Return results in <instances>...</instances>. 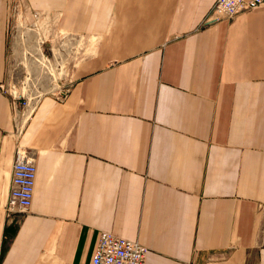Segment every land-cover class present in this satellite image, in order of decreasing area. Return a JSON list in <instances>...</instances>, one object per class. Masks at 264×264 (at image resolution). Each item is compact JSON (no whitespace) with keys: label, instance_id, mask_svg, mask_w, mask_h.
Returning <instances> with one entry per match:
<instances>
[{"label":"crops","instance_id":"crops-1","mask_svg":"<svg viewBox=\"0 0 264 264\" xmlns=\"http://www.w3.org/2000/svg\"><path fill=\"white\" fill-rule=\"evenodd\" d=\"M216 1L21 0L64 34L71 79L47 75L19 133L0 0V264H83L101 232L146 264H264V5L213 23ZM18 148L37 178L9 216Z\"/></svg>","mask_w":264,"mask_h":264},{"label":"built area","instance_id":"built-area-1","mask_svg":"<svg viewBox=\"0 0 264 264\" xmlns=\"http://www.w3.org/2000/svg\"><path fill=\"white\" fill-rule=\"evenodd\" d=\"M263 3L264 0H219L212 15H218V21L221 18L233 17L242 11L258 9ZM2 89L4 90L5 86ZM14 94L11 93L15 100L23 101L24 95ZM36 178L37 167L34 159L30 153L18 148L13 164L12 188L6 207L9 216H22L30 211ZM148 253L149 250L139 242L101 232L97 236L91 259L83 264H146Z\"/></svg>","mask_w":264,"mask_h":264},{"label":"bare ground","instance_id":"bare-ground-1","mask_svg":"<svg viewBox=\"0 0 264 264\" xmlns=\"http://www.w3.org/2000/svg\"><path fill=\"white\" fill-rule=\"evenodd\" d=\"M218 1L219 0H217V2ZM263 5H264V3L261 6H263ZM261 6H259V7H261ZM213 9H214V7H213ZM248 12H250V11H244V12L242 11L236 15H233V17L221 18L218 21H216V19L218 18V15H216V14L212 15L211 14V17L209 20H210V22H213V23L214 22H220L223 20H230V19H233L234 17H236L237 15H239L241 13H248ZM27 13H30V16H29V14L24 16L19 11L17 13L16 18H17L18 26L20 28L25 26L27 29L26 31L29 32V33H24V42H28V44H27V46L24 45L23 50H24V48H26V49H25V52L23 51V53H24L26 59L31 60V62H32L31 66L36 70H35V72H31V70L29 68H27L28 74H27V77L24 78L25 80L20 83L21 86H18V83H16V85L13 86L12 90L15 93L14 95H17V96L18 95H21V96L24 95L23 101L15 100L13 98V96L10 95L13 98L14 103L17 105V109H18V111L15 115L17 117L16 118V127H17L19 133L22 132V128H23L22 122L24 121V119L27 117L29 112L36 107V103L43 96L46 95V94H44L41 96L40 95L41 93L39 94V91H38L39 87H43L42 81L45 80L47 75H51L50 85H53V88H55V86L57 85L58 79L64 74V69H62L63 66L59 68V72L55 71L54 67L52 66L53 63H51L50 61H49L50 62L49 63L47 58L41 53V51H42L41 50V43L42 42H40V39L50 37L54 33L56 27L53 25V23H50V21L48 20V18L44 14H41L39 12H34V13H36V16H33V14H32L33 12L27 11ZM30 24H31L32 29L30 27ZM50 30H51V32H50ZM40 35H42V36H40ZM36 36L39 37L38 42H37L38 43L37 50H38L39 54H33V53L30 54L28 52L29 48L31 45L35 44V42H36V40L32 41L31 38L34 37L36 39ZM61 36L63 37V35H61ZM40 37H42V38H40ZM65 40H66L65 37H63L62 38V41H63L62 47H60V48L57 47V53H55L56 54V58H55L56 61H58V58L61 57L60 51L63 50V47H65L67 45V43L64 42ZM75 40H79V38L74 39V41ZM26 59H25V61H26ZM38 62L40 63L41 66L39 65ZM29 85L31 86V88H29ZM5 86L8 87V85H5ZM58 87L60 88V86H58ZM50 89H51V87H50ZM31 98H36V99H33L31 101ZM23 102H25V105H23ZM12 178H13V172H12ZM11 188H12V181H11ZM10 191H11V189H10ZM9 196H10V193H9ZM8 200H9V197H8Z\"/></svg>","mask_w":264,"mask_h":264},{"label":"rangeland","instance_id":"rangeland-1","mask_svg":"<svg viewBox=\"0 0 264 264\" xmlns=\"http://www.w3.org/2000/svg\"><path fill=\"white\" fill-rule=\"evenodd\" d=\"M20 1L21 0H14V4L12 6L10 35H9L11 63H10V66H8V76H7L6 81H5L6 83H8V87L3 85V86H5V89L7 91V92L5 91V93H7L8 95H11L10 93L14 92L12 89H13V86L16 85V83H18V86H21L20 82L24 81L25 80L24 78L27 77V73L24 72L23 70L22 71L16 70V66L14 64V59H15L14 56L15 55H13V50H16L19 53V54L16 53V57H18V62H19L20 61L19 55H20V53L22 54L23 51L25 52L26 48H24V50H23V47H24V45L27 46V44H28V42H24V33H29V32L26 31L27 29L25 26L21 27V28L18 26L16 16H17V13L19 11L24 16H26L27 14H29V16H30V13H27L26 9L20 5V3H19ZM251 11H253V10H251ZM212 12H213V9H212L209 16H211ZM32 14H33V16H36V13L33 12ZM41 14H43V13H41ZM30 27H31V24H30ZM31 29H32V27H31ZM56 30L57 29H55L54 33L50 37H46V38L40 37V38H42V39H40V42H42L41 43L42 54L47 58L48 61L53 63L56 67H59L57 64H59V61H61L60 60L61 58L60 59L58 58V61H56V59H55L56 54L55 53H57V47H59V48L62 47V44H63L62 38L64 37V34L63 33L61 34V32H59L58 30L56 31ZM50 32H51V30H50ZM61 35H63V37ZM40 36H42V35H40ZM31 40L35 41L36 39L34 37H32ZM82 44L85 45V43H82ZM75 45L77 47L78 43H76ZM84 52H85V50H84ZM60 53L62 54V50L60 51ZM88 54H90V53L88 52ZM75 56L78 57V54L76 53ZM78 59L79 58L76 59L77 62H78ZM12 66H13L14 70L12 69ZM72 78H73V76H72ZM69 79H71L70 71H68V75L65 78H64V75H62L58 79L59 82H57V84L59 83L60 87H63V82L68 81ZM42 83H43V87H39V89H38L39 94L41 93L40 94L41 96L46 94V93L56 92V90L58 89V88L52 89V86H50L51 89L49 87H46V81H44V82L42 81ZM29 88H31L30 85H29ZM61 91H60V95H61Z\"/></svg>","mask_w":264,"mask_h":264}]
</instances>
